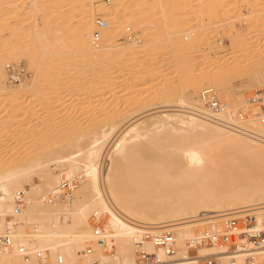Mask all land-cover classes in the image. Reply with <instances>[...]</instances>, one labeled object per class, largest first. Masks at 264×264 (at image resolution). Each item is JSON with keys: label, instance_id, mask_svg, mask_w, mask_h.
Segmentation results:
<instances>
[{"label": "bare ground", "instance_id": "6f19581e", "mask_svg": "<svg viewBox=\"0 0 264 264\" xmlns=\"http://www.w3.org/2000/svg\"><path fill=\"white\" fill-rule=\"evenodd\" d=\"M100 1L96 0V7L86 14H91L92 17L95 14V16H99L100 20L108 19L111 22L109 30L102 28L107 26L106 21V25L100 27L101 22L95 17L91 18L88 25L82 26L78 23H70L67 17H62L63 4L70 7L69 11L73 13L76 5L78 7L85 0H32L30 16L36 18V15H39V20H49L50 22L41 26V21L35 20L33 26L30 27L26 26V21H23L18 13V9L22 6V0H0V38L4 35L2 33L5 30L9 31L5 39H0V264H144L139 253L141 251L153 255L159 264H197L204 257H214L219 264L261 262L264 258V251L253 247L246 237L241 238L244 249L230 250L227 246L209 242L206 239V233L212 230H223L222 222L226 216L248 218L249 228L264 232V184L261 179L251 178L249 183L247 179L243 178L248 184L238 188L230 186L231 184L223 189L216 187V184H222L225 181L233 184L232 177L224 175L234 174L233 178H235L237 173L243 172L244 168L242 170L241 166L243 156L253 162L264 163V112L262 108L261 111H258L264 101V80L258 85L254 83L256 76L248 77V84L254 86L257 91L254 92L253 97L249 98V101L247 96L239 100V104L243 105L245 112L240 107L238 110H228V97L219 96L216 98L215 92L211 89H206L202 96L203 89L201 88H204L203 86L206 84L213 86L214 89L219 88V90L230 87L237 80L233 81L234 78H237L236 73L241 71V66L227 64L225 82L221 83L215 80L222 76L220 66L223 63L219 64L218 61L221 57L217 56L219 50H216L214 46V48L208 49L207 55L193 61L190 71H185V67L181 66L187 62H184L185 59L188 60L185 54L187 50L197 48L196 42L198 41L193 40L191 36L195 32L194 29L199 27H192L193 29L187 27L189 14L192 12L190 9L186 14L188 19L184 18V27L186 25L187 33L183 39L177 41L170 53L175 66L184 69V71H180L181 74L177 79L180 88L186 89L184 91L189 94L199 92L201 94L191 102L185 94L177 95V97L173 96L172 92L166 88L160 91L158 97L163 100L161 104L167 105L171 110L169 109L170 114L164 115L160 122L153 125L154 130L148 129L150 125L141 122V119L138 121L136 119L132 123L129 118L137 117L143 113V110H146L142 107L143 105L139 106L138 102L139 107L133 108V105L132 109L127 104L126 107L116 105L118 102L115 98H119V96H114V94L111 102L106 100L107 103L101 104L98 97L91 96L92 98L86 105L82 104L84 105L82 110L84 109L89 118L88 122L90 121L89 126L83 127L80 124H75L67 132L64 129L65 133L58 132L59 136L56 134L52 137L47 133L50 131L54 133L61 126H66L63 113L69 109L70 104L63 106L58 103L61 105L55 106L51 100L52 102H44L45 106L40 103L41 105L31 106L32 108L28 109L23 107V109L21 102L15 103V101L21 100V98L14 97L17 95V91L27 90V88H23L25 83L23 84L21 81L19 87L7 88L3 82L6 75L4 64L6 60L26 58L34 72L35 81L41 74L48 78L47 74H49L51 65H44L47 58L43 61L42 56L48 53L55 57H61L57 59L61 69L71 65L72 58L79 57V54H73L79 51L76 47L82 44L81 35L76 33L78 30L81 33L86 32L91 37L90 46H93L88 51L99 52L100 72L93 76L96 75L95 80L99 81L95 91L101 93L113 85L116 79L115 77L108 82L109 76L108 73L105 74L104 68L121 66L120 70L124 75L123 71L134 72L133 69L140 65H138L140 61L131 60L134 56H140L138 43L127 46L119 43L116 38L124 34H131L135 36L131 39L132 43L139 36V40H143L147 45L167 46L179 31L171 25L175 24L177 17H180L177 15L180 14L184 2H188V0H134L136 4L133 3L132 7L127 8L123 6V9L119 5L120 0H112L111 7ZM215 4L220 5L217 9L218 23H222L229 12L224 9L233 5V2L224 8H221V4L218 2ZM118 7L120 8L118 9ZM155 11L162 13L170 25L161 40H158L154 36L155 32L151 30L155 23L150 24L148 21L145 24V20L142 18L145 13ZM253 14L250 12L237 19L240 20L241 25H251L249 27H252L254 19L259 21V18H255L256 16L252 17ZM127 18L131 20L130 23L127 22ZM157 18L159 19V17ZM152 20L154 19L150 21L152 22ZM53 22L55 24L54 29L51 28L53 32L48 33L45 29L49 28L50 30L48 26ZM162 22L164 23V21ZM177 26L179 28V24ZM255 26L253 27L255 28ZM231 27L229 33L235 30L234 26ZM36 28L40 29L39 32L35 31ZM246 36L249 38L245 31L234 39L238 38L239 45H246ZM232 43L234 42L232 41ZM69 46L73 49L72 56H68L70 54L65 52ZM240 47L238 50H241ZM252 47L255 51L259 50L260 44L254 43ZM154 49L152 48L151 52ZM211 54L218 57L216 63H213L215 58L213 59ZM141 55L143 56V54ZM163 57L165 58L162 60L169 59L167 54ZM156 62L153 64L146 62L145 65H142L147 76L156 75L157 70L161 68L162 61ZM207 68H209V75L202 74ZM68 74L64 75L67 81L72 79L68 80ZM134 74L133 76L136 75ZM137 75L135 78L139 80L142 73L141 76ZM172 75V72L167 73L165 80L170 81L175 77ZM163 76L165 77V75ZM53 77L50 79L56 81V77ZM93 79L91 78V82ZM73 83V86H71L72 84L69 86L73 90L80 91L83 87L85 88V83L81 80ZM260 86L261 88L258 89ZM4 92L9 94L5 95ZM60 92L62 93V91ZM60 92L57 91V94ZM119 93H121L120 90L115 92L116 95ZM74 97L75 101L84 100L82 94H74ZM156 97L153 96L149 99L154 101ZM213 97L220 102L221 106L217 109L207 106V104L209 105L208 100ZM111 103L112 107H110ZM155 105H152V110H156ZM249 120L252 125H247ZM124 126L126 127L124 130L121 129L122 132L118 136V131ZM41 127L45 128L39 131ZM169 131L172 132L167 140L163 137ZM116 135L118 137L111 148L107 149ZM38 139H43L44 142L40 141L39 144ZM35 140L39 145L36 149L33 148L32 154L33 146L31 145ZM28 141H31L32 144H27ZM223 146L227 149L226 153L221 152ZM159 149L163 152L162 155L158 154L157 156L156 151ZM6 150L8 153L13 150L10 152L12 156L9 153L13 162H10L9 158L8 162L3 163L6 160V153H4ZM18 150L21 151L17 152ZM144 150H149L152 154L150 164L139 156V152ZM15 154L17 159H20L22 155L27 156L28 159L14 160ZM159 156L161 157L159 158ZM166 156H169L170 160L164 163L163 160ZM105 157L107 158L106 163L104 162ZM51 166H54L55 170H60V173L53 174ZM32 176H35L39 183H33ZM239 176L241 175L239 174ZM79 182L82 187L78 189ZM170 182L177 184L172 191L167 193L166 189L171 188ZM145 184L148 185L144 187ZM197 185L201 188L197 192H193L194 194H190L193 188L189 194L186 192L188 187ZM146 192L159 193L160 197L152 201L145 200ZM67 198L71 199L72 208L62 215L59 201L55 203L54 200ZM227 211L231 212L227 213ZM61 215L64 217V222H60ZM204 223H210L212 228L204 232H196V227L204 225ZM95 224L99 227L94 229ZM246 228L248 227L244 225L239 227L241 231ZM149 230L171 231L174 237L173 253L167 254L164 249L154 246L153 242L145 237L146 231ZM147 257L150 261L151 256ZM80 259L83 262H80Z\"/></svg>", "mask_w": 264, "mask_h": 264}, {"label": "rangeland", "instance_id": "374dc122", "mask_svg": "<svg viewBox=\"0 0 264 264\" xmlns=\"http://www.w3.org/2000/svg\"><path fill=\"white\" fill-rule=\"evenodd\" d=\"M29 1V2H28ZM110 1V2H109ZM121 1H122V6H121ZM198 1L199 0H188V2L186 1V2H184V6H182V10H180V14L178 13V15L177 16H180V17H177L178 19L175 21V24H173V25H171V26H175L177 29H179V31L178 30H176V31H178V34H176V38L175 37H173L171 40H170V42L167 44V46L165 45H154V47L151 45H147V44H145L144 43V41L143 40H139V36H137L136 38H138L135 42H133L132 43V41H131V39L132 38H135V36H133V35H131V34H124V35H121L119 38L117 37L116 38V40H118V42L119 43H122V44H126L127 46H130L131 44H134V43H138V48H140L138 51L139 52H141V53H139L140 54V56H142L141 54H143V56L142 57H140V56H138V57H136V56H134V58H132L131 60L132 61H134V62H139L140 61V63H138V68L140 67L141 69H138V68H136V69H138V70H136V69H133L134 70V72L132 73L131 71H123L124 72V75H123V73L121 72V70H120V67L121 66H108V68L106 67V69L104 68V72H106L105 74L107 75V73H108V82H110V79L111 80H113V79H115V77H116V79H115V83L113 84V85H110L104 92L103 91H101V93H100V91H99V93L98 92H96L95 91V87L97 86V85H99V81L98 80H95L96 79V75H98L97 73H99L100 72V64L98 63V58H99V56H98V53L99 52H95V50H92V51H88L90 48H93V46H90L91 45V43H89V41L91 40V37H90V35H87L86 34V32H82V33H85V34H82L81 33V31H77V33L76 34H79V35H81L80 37H82V44H80V45H78V47H76V49H78L79 51H77L76 53H73L74 55H78L79 57L78 58H72V60H71V65H69V66H67V67H64V68H59V65L60 64H58L59 62L57 61V59H59V58H61V57H55L54 55H52V54H44L43 56H42V58H43V61H44V59L46 60V58H47V60L45 61V63H44V65H46V64H48V65H46V66H50L51 65V67H50V69H49V74H47L48 75V78L50 79V77L52 78V76H54V77H56L55 79H56V81L53 79H50V82L48 81L49 79L47 78V76H45V75H40L38 78H37V80L35 81L34 80V72H33V70H32V67H31V65L29 64V60H27L26 58H18V60L17 59H15V60H6L5 61V70H6V75H5V79H3V82L6 84V86H7V88H9L10 89V87H13V88H16V87H19V85H20V81H21V83H25L24 84V87L23 88H27V90L26 89H21L20 91H17V95L16 96H14V97H16V98H21V100H19V101H15V103L16 102H21L22 104V108L24 107V108H32L31 106H37L38 104H42V106H45V103H48V102H50L51 100L53 101H51L52 103H53V105H55V106H58V105H61V104H63V106H64V104L65 105H67V104H70L68 107H69V109L67 110V111H65L64 113H63V116H64V120H65V122H66V126L64 125L63 127L61 126V128H59L57 131H54V133H52L53 131H50V132H48L47 134L49 135V136H55L56 134L58 135V132H60V134H62V133H65V131L67 132L69 129H70V127L72 126L73 127V125H75V124H80V125H82L83 127H87V126H89L88 124H89V122H88V120H89V118L87 117V114L84 112V109L82 110V108L84 107V105H86L87 103H88V100L90 99V98H92V97H98L99 99H100V103L102 104L103 102L105 103L106 102V100L108 101V102H111V101H113L112 100V98H113V94H114V96H119V98H115V99H117V101L116 102H118L116 105H120V106H124V107H126V104H127V106H129V107H131L130 109H132V107H133V105H134V107L133 108H136V106L137 107H139V106H142L143 108H146V110H143V113H141L140 115H138L137 117H134L133 118V116L132 117H129L130 118V120H131V122L133 123L134 121H136V119H137V121L138 120H140L141 119V122H143V123H145L146 125L148 124V125H150V127H148V129H150V130H154V126L153 125H155L157 122H160L162 119H163V116L164 115H166V114H170V112H169V109H170V107H168L167 105H162L161 104V102L163 101L162 100V98H159L158 96H159V92L160 91H163V90H165V88H166V90L168 89V90H170V92H172L171 94L173 95V96H180V95H183V94H185V96L189 99V100H191V102H193L194 100H195V97H197V96H199L200 97V92L199 93H197V94H189V93H187V91H184V90H186V89H181L180 88V86L178 85V81H177V79H178V77H179V74H181V72H182V70L184 71V69H185V71L186 72H188V71H190V67H191V65H192V63H193V61L194 60H196V59H198V58H201V57H204L205 55H207V52H209V48H211V47H213L214 48V46H215V48H216V50H219L218 51V54H217V56L218 57H221L220 59H221V61H220V59H219V61H218V57L217 56H215V54L213 55V54H211V56H213L212 58L214 59V62L213 63H216V61H218L219 62V64L222 62L223 64L220 66V68H222V76H220V77H217V78H215V80H217L218 82H221V83H224L225 82V80H226V78H227V76H226V70L228 69L227 68V66L229 65V66H233V65H240L241 67H240V70L241 71H239L238 73H236L237 74V78H234L233 79V81L235 80V79H237L236 81H234L232 84H231V86L230 87H228L227 89H224V90H219V88L218 89H214V87L213 86H209V85H205V86H203L204 88H201V89H203V91H202V96H203V92L206 90V89H211V90H213L214 92H215V95H216V98L217 97H219V96H227L228 97V99H229V104H228V110H231L232 109V111L233 110H238L239 109V107H240V109H242L243 111L245 110V109H243V105H240L239 104V100L242 98V97H246L247 99H248V101H249V98H251V97H253V95H254V92L255 91H257V89L254 87V86H250L249 84H248V77H250V75L251 76H256L255 78H256V82H254L255 84H260L261 83V81L262 80H264V0H200L199 1V3H198ZM202 1H204L202 4H200V2H202ZM213 1V2H212ZM224 1V2H223ZM31 2H32V0H22V6L18 9V13L20 14V17H21V19L23 20V21H26V26H28V27H30V26H33V24H34V22H35V20L37 21V22H40V23H42L41 24V26H43L44 24H46L47 25V23H49L50 21L48 20H39V15H36V18H35V16L34 17H31L30 16V10H31ZM95 2V3H94ZM100 2H102V3H105L108 7H111L112 5H113V1L112 0H101ZM112 2V3H111ZM119 2V1H118ZM126 2V3H125ZM129 2V3H128ZM210 2V3H209ZM216 2H218L219 4H221V8H224V7H226V5H228V4H231L232 2H233V5H229L228 7H226L224 10H226V11H229L228 13H227V15L228 16H226V19H225V21L224 22H222V23H218L219 21H218V11H217V9L220 7V5H218L217 6V4H215ZM231 2V3H230ZM131 3V4H130ZM133 3H135L134 2V0H120V2H119V5H120V7H122L123 9H124V7L125 8H127V7H132L133 5ZM96 4H97V2H96V0H94L93 2L91 1V0H85V2L83 3L82 2V4L80 3L79 5H78V7H77V5H76V9H74V11H73V13L72 12H70L69 10H70V7H66V5L65 4H63L62 5V7H63V9H61V15H62V17L63 16H65V17H63V18H68V20H70V23H78L80 26H82V25H84V24H89L90 23V21H91V18H94L95 17V19H98V20H100L99 19V16H95V14H93L94 15V17H92L91 16V14H86L87 12H90L94 7H96ZM129 4V5H128ZM136 4V3H135ZM192 4V5H191ZM194 5V6H193ZM93 6V7H92ZM124 6V7H123ZM196 6V7H195ZM200 8H199V7ZM120 7H118V9L120 8ZM188 7V8H187ZM230 7V8H229ZM68 8V9H67ZM183 8H185L184 9V11H183ZM194 10H193V9ZM211 8V9H210ZM79 9V10H78ZM89 9V10H88ZM189 9L192 11L190 14H189V19H188V16H186V14L189 12ZM187 10V11H186ZM196 10V11H195ZM262 10V11H261ZM181 11H183V12H181ZM217 12V13H216ZM250 12H252V17L254 18L255 16V18H259V21L257 20V19H254L253 21H254V24H252V27H249V26H251V25H241V22H240V20L239 19H237V18H239V16L241 17V16H243L244 14H249ZM69 13V14H68ZM71 13V14H70ZM85 13V14H84ZM206 13H207V15H206ZM232 13H233V15H232ZM260 13V14H259ZM150 14V15H149ZM155 14V15H154ZM256 14V15H255ZM257 14H258V16H257ZM145 15V16H144ZM143 16H142V18L145 20L144 22H145V24H147L148 23V21L150 22V24H154V26H153V29H151L152 31H154L155 32V37H157L158 38V40H161L164 36V34L167 32V28L168 27H170V25H168L169 24V22H167V20L166 19H164V16H163V14L162 13H160V12H158V11H155V12H150V13H145ZM183 15V16H182ZM204 15V16H203ZM38 16V17H37ZM41 16V15H40ZM89 16H91V17H89ZM182 16V17H181ZM187 18H186V17ZM213 16V17H212ZM153 17V18H152ZM157 17H159V19L157 18ZM197 17V18H196ZM202 17V18H201ZM211 17V18H210ZM251 17V18H252ZM183 18V19H182ZM188 19V21H189V24H187L188 26V28H192V27H195V28H198V29H194L195 30V32H193V34H192V36H191V38L193 39V40H198L197 42H196V44H197V48H193V49H189V50H187V52H188V54H187V52H186V54H185V57L188 59V60H184V62H186L187 63V65H185L186 63H184V65L182 64L181 66L184 68V69H182V67H181V69H180V67L178 68V67H176L175 66V64L173 63V59H172V57H171V51L173 50V48H174V46H175V44L177 43V41H180L181 39H183L184 37H185V35H186V33H187V28H185L186 27V25H185V27H184V21H185V19ZM261 18V19H260ZM106 18H102L101 20H100V22L102 21V20H104V21H106L107 22V26L106 27H102L101 25H100V27H102L103 29H107V30H109L110 29V27H111V25H110V21L107 19V20H105ZM151 19H154V20H152V22L150 21ZM161 19V20H160ZM182 19V20H181ZM204 19V20H203ZM209 19V20H208ZM72 20V21H71ZM126 20H128L127 22L128 23H130L129 21H131L129 18H127ZM230 20V21H229ZM239 20V21H238ZM255 20H256V23H255ZM162 21H164V23L162 22ZM197 21V22H196ZM261 21V22H260ZM161 22V23H160ZM167 22V23H166ZM180 22V23H179ZM181 22H183V23H181ZM208 22V23H207ZM213 22V23H212ZM230 22V23H229ZM239 22V23H238ZM248 22V21H247ZM258 22H260V23H258ZM158 25H157V24ZM191 23H193V24H191ZM195 23V24H194ZM202 23V24H201ZM258 23V24H257ZM144 24V23H143ZM145 24H144V26H145ZM162 24V25H161ZM165 24V25H164ZM167 24V25H166ZM179 24V28H178V25ZM200 24V25H199ZM52 25V26H51ZM55 24H54V22H53V24L51 23L48 27H50V30H49V28L48 29H45V31H47L48 33L50 32V33H52L53 32V30L52 29H54V26ZM78 25V26H79ZM156 25V26H155ZM254 25H256L255 26V28L253 27ZM183 28H182V27ZM198 26V27H197ZM215 26V27H214ZM231 26H234V28H235V30L234 31H232L231 33H229L228 31L229 30H231L230 29V27ZM245 26H246V28H245ZM219 29H218V28ZM262 27V28H261ZM52 28V29H51ZM232 28V27H231ZM249 29V32L247 33V31H248V29ZM252 28H253V30H252ZM258 28V29H257ZM37 30H35V31H37V32H39V28H36ZM158 29V30H157ZM160 29V30H159ZM184 29V30H183ZM193 29V28H192ZM225 29V30H224ZM260 29V30H259ZM261 29H263V30H261ZM194 30H192V31H194ZM218 30V31H217ZM224 30V31H223ZM259 30V31H258ZM150 31V30H149ZM152 31H150V32H152ZM166 31V32H165ZM243 31V32H242ZM246 31V35H248L249 36V38L246 36V38H247V44L246 45H239V43H237V41H238V38L237 39H234V38H236V36L238 35V34H240V33H244ZM8 30H5L4 31V33H2V35L3 36H1V38L0 39H5V37H7V35H8ZM28 32H29V30H28ZM164 32V33H163ZM180 32H182V33H180ZM251 32V33H250ZM258 32H259V34H258ZM81 33V34H80ZM153 33V32H152ZM157 33V34H156ZM161 35H160V34ZM163 33V34H162ZM250 33V34H249ZM74 35H75V32L73 33ZM195 34V35H194ZM206 34V35H205ZM227 34V35H226ZM178 35V36H177ZM184 35V36H183ZM160 36V37H159ZM162 36V37H161ZM191 38H190V40H191ZM232 39V40H231ZM234 39V40H233ZM174 40H175V42H174ZM230 40V41H229ZM232 41L234 42V43H232ZM199 42H200V44H199ZM259 43L260 44V49L259 50H253L252 48V46L254 45V43ZM173 43V44H172ZM145 44V45H144ZM170 44V45H169ZM212 44V45H211ZM232 46V47H231ZM236 46H238V47H240V49L241 50H238L239 48L238 47H236ZM246 46V47H245ZM151 48V49H150ZM152 48L154 49V51L153 52H151V50H152ZM232 48V49H231ZM172 49V50H171ZM156 50V51H155ZM244 50V51H243ZM231 51V52H230ZM242 51V52H241ZM66 53H69L70 55H68V56H72L73 54L71 53V52H73V49L71 48V46H69L67 49H66V51H65ZM143 52V53H142ZM156 52V53H155ZM170 53V54H169ZM234 54L233 56H232V54ZM257 53V54H256ZM72 54V55H71ZM167 54V57L170 59H168V60H162L163 58H165V57H163V56H165ZM235 54H237V55H235ZM239 54V55H238ZM241 54V55H240ZM243 54V55H242ZM47 55H49V56H47ZM97 55V56H96ZM47 56V57H46ZM95 56V57H94ZM235 56V57H234ZM244 56H246V57H244ZM140 57V59H138ZM50 58V59H49ZM130 58V57H129ZM238 58V59H237ZM241 58V59H240ZM246 58V59H245ZM257 58V59H256ZM97 59V60H96ZM150 59V60H149ZM151 59H153V60H151ZM217 59V60H216ZM244 59V60H243ZM89 62H88V61ZM96 60V61H95ZM147 60H149V61H147ZM234 60V61H233ZM156 61H158V62H161L162 61V63H160L161 64V68H159L158 70H157V72H156V75H154V76H147L148 74H145V71H144V69H143V67H142V65H145L146 64V62H152L151 64H153V62H156ZM164 61H165V63H164ZM190 63H189V62ZM58 62V63H57ZM96 62V63H95ZM55 63V64H54ZM157 63V62H156ZM168 63V64H167ZM226 63V64H225ZM241 63V64H240ZM50 64V65H49ZM99 64V65H98ZM166 64V65H165ZM188 64H190V65H188ZM228 64V65H227ZM233 64V65H232ZM84 65V66H83ZM137 65V64H136ZM227 65V66H226ZM212 67H214V65H211ZM54 67H55V69H54ZM57 67V68H56ZM96 67H97V69H96ZM112 67V68H111ZM49 68V67H48ZM65 68H67V69H65ZM71 68V69H70ZM119 68V69H118ZM176 68V69H175ZM209 68H211L210 66H209ZM209 68H207V69H205V71H203V73L202 74H206V75H209ZM224 68V69H223ZM226 68V69H225ZM29 69V70H28ZM64 69V70H63ZM180 69V70H179ZM259 69V70H258ZM53 70V71H52ZM62 70V71H61ZM80 70H81V72H80ZM87 71V72H85V71ZM118 70V71H117ZM136 70V71H135ZM211 70V69H210ZM53 73H52V72ZM55 71V72H54ZM110 71H111V73H110ZM144 71V72H143ZM176 71V72H175ZM181 71V72H180ZM95 72V73H94ZM102 72V71H101ZM116 72V73H115ZM119 72V73H118ZM131 72V73H130ZM137 72V73H136ZM169 72H172L173 73V75L172 76H175V77H173L170 81H168V80H165V78H166V74L167 73H169ZM224 72V73H223ZM257 72V73H256ZM52 73V74H51ZM60 73V74H59ZM64 73H66V74H64ZM70 74V76H69V74ZM76 73V74H75ZM92 73V74H91ZM115 73V74H114ZM121 73V74H120ZM130 73V74H129ZM137 75V74H139V76H141V73H142V78L141 77H139V80H137L136 78H135V74ZM166 73V74H165ZM67 74H68V80L70 79V78H72V79H70L69 81H67V79H65V76H67ZM87 74V75H86ZM94 74H96L95 76H93ZM112 74V75H111ZM128 74V75H127ZM133 74L135 75V76H133ZM175 74V75H174ZM56 75V76H55ZM58 75H59V77H60V79H59V77H58ZM65 75V76H64ZM117 75V76H116ZM121 75V76H120ZM144 75V76H143ZM163 75H165V77L163 76ZM199 75H201V72H199ZM198 75V76H199ZM43 76H45V77H43ZM64 76V77H63ZM73 76V77H72ZM76 76V77H75ZM111 76H114V77H111ZM129 76V77H128ZM131 76V77H130ZM133 76V77H132ZM138 76V75H137ZM226 76V77H225ZM53 77V78H54ZM84 77V78H83ZM89 77V78H88ZM93 79V77H94V79H93V82H91L92 80H91V78ZM111 77V78H110ZM118 77V78H117ZM128 77V78H127ZM152 77V78H151ZM163 77H164V79H163ZM224 77V78H223ZM67 78V77H66ZM77 80H76V79ZM79 78V79H78ZM83 78V79H82ZM132 78V79H131ZM148 78V79H147ZM240 78V79H239ZM247 78V79H246ZM57 79H58V81H57ZM62 79V80H61ZM124 79V80H123ZM152 79V80H151ZM239 79V80H238ZM242 79V80H241ZM39 80H40V82H39ZM83 81V83H85V88L83 87L82 88V90H80V91H77L76 89L75 90H73V89H71V87H69L73 82H78V81ZM118 80H119V82H118ZM122 80V81H121ZM129 80V81H128ZM136 80V81H135ZM142 80V81H141ZM164 80V81H163ZM258 80V81H257ZM34 81V82H33ZM53 83H52V82ZM55 81V82H54ZM61 81V82H60ZM65 81V82H64ZM125 81H127V82H125ZM131 81V82H130ZM135 81V82H134ZM168 81V82H167ZM216 81V82H217ZM30 82V83H29ZM46 82H48V83H46ZM69 82H71V83H69ZM98 82V83H97ZM157 82V83H156ZM55 83V84H54ZM57 83H58V85H57ZM121 83V84H120ZM124 83V84H123ZM129 83H131V84H128ZM133 83V84H132ZM154 83V84H153ZM46 84V85H45ZM69 84V85H68ZM74 84V83H73ZM73 84L71 85V86H73ZM91 85V86H89V85ZM95 84V85H94ZM123 84V85H122ZM126 84V85H125ZM49 85V86H48ZM64 85V86H63ZM67 87H66V86ZM119 85V86H118ZM246 85V86H245ZM247 85H249L248 87H247ZM26 86H28V87H26ZM44 86V87H43ZM87 86V87H86ZM125 86H127V87H125ZM40 87H41V89H40ZM46 87V88H45ZM48 87V88H47ZM66 88V90H65V88ZM69 87V88H68ZM89 87V88H88ZM114 87V88H113ZM116 87V88H115ZM118 87V88H117ZM124 87V88H123ZM132 87V88H131ZM232 87V88H231ZM263 87V86H262ZM39 88V89H38ZM44 88H45V90H44ZM67 88L69 89L68 91H67ZM122 88V89H121ZM130 88V89H129ZM200 88H198V89H200ZM213 88V89H212ZM259 88H261V86L260 87H258V89ZM47 89V90H46ZM72 91H71V90ZM110 89H112V90H110ZM263 89H264V87H263ZM23 90V91H22ZM25 90V91H24ZM51 90V91H50ZM65 90V91H64ZM90 90V91H89ZM92 90V91H91ZM115 90V91H114ZM121 91V93H119L118 95H116L115 94V92H117V91ZM35 91H36V94H35ZM40 91V92H39ZM45 93H44V92ZM48 91V92H47ZM57 91H62V93L60 92V93H58L57 94ZM76 91H77V93H76ZM110 91V92H109ZM127 91V92H126ZM251 91V92H250ZM49 92H50V94H49ZM64 92V93H63ZM181 92H182V94H181ZM235 92H236V94H235ZM5 93V95H7V94H9L8 92H4ZM4 93L2 94L1 93V95H4ZM157 93V94H156ZM179 93V94H178ZM40 94V95H39ZM44 96H43V95ZM63 95V96H61V97H58L57 95ZM74 94H82V96H84V100H81V101H79V100H77V101H75V97H74ZM121 94V95H120ZM127 94V95H126ZM189 94V95H188ZM239 94V95H238ZM260 94V93H259ZM101 95V96H100ZM126 97H125V96ZM129 95V96H128ZM195 95V96H194ZM41 96V97H40ZM50 96H52V97H50ZM92 96V97H91ZM109 96V97H108ZM120 96H121V98H120ZM150 96V97H149ZM153 96H157L156 97V99L153 101V100H150L149 98H151V97H153ZM177 96V97H178ZM193 96V97H192ZM102 97V98H101ZM125 97V98H124ZM149 97V98H148ZM46 98V99H45ZM47 98H49V99H47ZM103 98H106L105 100L103 99ZM111 98V99H110ZM130 98V99H129ZM145 98V99H144ZM159 98V99H158ZM34 99V100H33ZM44 99V100H43ZM74 99V100H73ZM119 99V100H118ZM122 99V100H121ZM124 99V100H123ZM41 100H43V101H41ZM128 100H130V101H128ZM46 101H48V102H46ZM60 101V102H59ZM64 103H63V102ZM125 101V102H124ZM150 101V102H149ZM45 102V103H44ZM138 102H139V104H138ZM152 102V103H151ZM160 102V103H159ZM34 103V104H33ZM55 103H57V104H55ZM58 103H61V104H58ZM81 103V104H80ZM107 103V102H106ZM146 103V104H145ZM225 103V102H224ZM238 103V104H237ZM31 104V105H30ZM40 104V105H41ZM82 104H84V105H82ZM100 104V105H101ZM114 105H115V103H113ZM156 104V105H155ZM161 104V105H160ZM262 104H264V101L262 102ZM52 105V106H53ZM139 105V106H138ZM152 105H155V107H157V108H155L156 110H152V108H153V106ZM74 106V107H73ZM83 106V107H82ZM149 106V107H148ZM160 106H162V107H160ZM78 107V108H77ZM81 107V108H80ZM100 107V106H99ZM110 107H112V103H111V105H110ZM118 107V106H117ZM123 107V108H124ZM128 107V108H129ZM23 108V109H24ZM164 108V109H163ZM168 108V109H167ZM253 109V108H252ZM171 110V109H170ZM126 111H127V109H126ZM125 111V112H126ZM258 111H261V107L259 106V109H258ZM257 111V112H258ZM167 112V113H166ZM245 112V111H244ZM251 113H253V112H251ZM259 113V112H258ZM88 119H87V118ZM81 118V119H80ZM87 119V120H86ZM129 120V121H130ZM251 121H252V119H250ZM249 120V121H250ZM85 121H87V122H85ZM128 121V120H127ZM128 121V122H129ZM249 121L247 122V125H252V123H251V121H250V124H249ZM72 122V123H71ZM130 122V123H131ZM127 126V125H126ZM126 126H124V127H121L120 128V130L118 131V133H117V135L119 136V134L122 132V130H124V128L126 127ZM64 127H66V128H64ZM152 127V128H151ZM43 128H45V127H41V129H39V131L40 130H43ZM63 129V130H62ZM64 129H65V131H64ZM122 129V130H121ZM147 129V128H146ZM60 130V131H59ZM38 131V130H37ZM168 131V130H167ZM170 132H172V131H169V132H167V133H165V135H164V137L163 138H165V139H167V140H169V137H170ZM35 133H38V132H35ZM59 134V135H60ZM30 134L28 133V136H29ZM58 135V136H59ZM115 136V138L113 139V141L110 143V145L108 146V148L107 149H109V148H111V146H112V144L114 143V141L116 140V138L118 137V136ZM50 137V138H51ZM43 139H38V143L40 144L41 142L40 141H42ZM29 142V141H28ZM27 142V144H32V142L30 141L29 143ZM42 142H44V141H42ZM37 142H36V140H35V142H33V145H31V146H33L32 147V154H33V148L34 149H36L37 148V146L39 145ZM35 144H36V146H35ZM30 145H27V146H30ZM30 146V147H31ZM35 146V147H34ZM7 147H9V146H7ZM6 147V148H7ZM166 148V146L164 147V149ZM8 149V148H7ZM30 149V148H29ZM222 150H221V152L222 153H226V151H227V149L223 146L222 148H221ZM14 150V149H13ZM13 150H8L9 151V153L10 152H12ZM19 151H21V150H18L17 152H19ZM157 152V156H158V154L159 155H162V150L161 149H159L158 151H156ZM4 153H6V155H5V161L3 162V163H6V161L9 159L10 160V162L13 160L9 155L11 154H9L8 152H7V150H6V152H4ZM8 153V154H7ZM26 153H27V151H26ZM151 152H149V150H144V151H140L139 152V156L141 157V158H143L144 160H147V161H145L146 163H148V164H150L151 163V161H152V159H151V155L152 154H150ZM165 153H166V150H165ZM37 154V153H36ZM7 155H8V157H7ZM14 155V154H13ZM11 156H12V154H11ZM24 155H22V157L20 158V159H17V157H16V154H15V156L13 157L14 158V160L16 159L17 161H19V160H27L28 159V157L27 156H24ZM16 157V158H15ZM161 156H159V158H160ZM19 158V157H18ZM157 158V157H156ZM106 160H107V158L105 157L104 158V162L106 163ZM168 160H170V157L169 156H166L165 158H164V163L166 162V161H168ZM8 162V161H7ZM13 162V161H12ZM241 166H242V170H243V168H244V170H243V172H241V173H244V174H241V173H239L241 176H239V174H238V177H237V174L235 175L236 177L235 178H233L234 177V174H230L229 173V175H228V173L227 174H225L224 176H226V177H232L231 179H233L231 182H233V184H235V185H233L232 183H226V181H225V183H222V184H216V187L217 188H221V189H223V188H226V187H229V184H231L230 186H236L235 188H238V187H240L241 185H247L248 183L247 182H245V180H243V178L244 179H247L248 181H249V183H250V181H251V178H254V179H256V178H258V179H261L262 180V183L264 184V163L262 164V163H259V162H253V161H251V160H249L248 159V157H246V156H243L242 157V162H241ZM51 169H52V173L53 174H59L60 173V170H55V167L54 166H51ZM59 171V172H58ZM247 171V172H246ZM245 172H246V174H245ZM254 174V175H253ZM232 175V176H231ZM252 175V176H251ZM246 176V177H245ZM241 177V179H239ZM248 177V178H247ZM32 178H33V183H39V180L36 178L35 179V176H32ZM76 178V177H75ZM237 179V180H236ZM257 180V179H256ZM241 181V182H240ZM244 181V182H243ZM255 181V180H254ZM253 181V182H254ZM228 182V181H227ZM177 183H175V182H170L169 183V185L171 186V188H168V189H166V192L168 193V192H170V191H172L173 190V187H175V185H176ZM34 185V184H33ZM148 184H145V185H143L144 187L145 186H147ZM199 185H197V186H194V187H188L187 189V191L186 192H188V194H189V191L191 190V192H190V194H194L193 192H197L198 190H199V188H201V187H198ZM80 187H82V185H81V182H79V184H78V189L80 188ZM106 188V186L104 187V189ZM106 190V189H105ZM184 194H186L185 192H184ZM158 197H160V194L159 193H154V194H150L149 192H146V197L144 198L145 200H148V201H152V200H155V199H157ZM55 201V203H57L58 201L60 202H58V204H59V206L60 207H62V215H64V214H66L67 212H68V210H71V208H72V202H71V199H62V200H59V199H55L54 200ZM231 212V211H230ZM229 211H227V213H230ZM60 216L59 217V219H60V222H64V217L63 216ZM9 220H11V219H9ZM94 227V229L95 228H98L99 226L98 225H94L93 226ZM212 228V225L210 224V223H204V225L202 224L201 226H198V227H196V232H198V231H207V230H210ZM198 229V230H197ZM200 229V230H199ZM90 249V248H89ZM88 249V250H89ZM90 250H92V249H90ZM138 258V257H137ZM80 262H83V261H81V259L79 260Z\"/></svg>", "mask_w": 264, "mask_h": 264}, {"label": "built area", "instance_id": "2783aa9c", "mask_svg": "<svg viewBox=\"0 0 264 264\" xmlns=\"http://www.w3.org/2000/svg\"><path fill=\"white\" fill-rule=\"evenodd\" d=\"M100 24L101 26H105L106 22L102 20ZM208 101L209 105L207 104V106L209 108L217 109L221 106L220 102L214 97ZM261 108L264 112V104H261ZM247 219L248 218L244 219L234 216H226L222 222L223 230H212L206 233V239L211 243L214 242L221 246H227L230 250H241L244 249L241 238L246 237L252 243L253 247L264 251V232L254 231L249 228L250 221ZM240 225L247 226L248 228L241 231L239 229ZM145 237L151 240L154 246L164 249L167 254L173 253L174 237L171 231L160 232L158 230H149L146 231ZM139 253L144 264H159V261H155L157 258L153 255L146 254L143 251ZM147 256H151L150 261ZM197 264H219V262L214 257H204L203 259H200ZM255 264H264V258L261 262Z\"/></svg>", "mask_w": 264, "mask_h": 264}]
</instances>
